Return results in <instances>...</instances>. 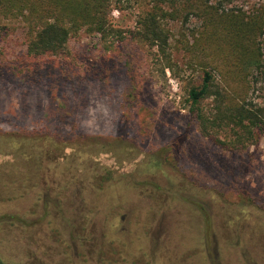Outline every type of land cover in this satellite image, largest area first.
I'll list each match as a JSON object with an SVG mask.
<instances>
[{
    "label": "rangeland",
    "instance_id": "rangeland-1",
    "mask_svg": "<svg viewBox=\"0 0 264 264\" xmlns=\"http://www.w3.org/2000/svg\"><path fill=\"white\" fill-rule=\"evenodd\" d=\"M2 3L5 264H264V138L222 148L186 101L204 70L238 89L232 13L250 19L264 0H130L111 15L124 38L82 30L38 57L27 52L28 22ZM156 5L166 58L131 33ZM263 87L248 98L264 103Z\"/></svg>",
    "mask_w": 264,
    "mask_h": 264
},
{
    "label": "trees",
    "instance_id": "trees-1",
    "mask_svg": "<svg viewBox=\"0 0 264 264\" xmlns=\"http://www.w3.org/2000/svg\"><path fill=\"white\" fill-rule=\"evenodd\" d=\"M4 1L9 3L4 5L12 17H22L28 22L27 52L35 57L63 52L68 40L82 30L105 39L112 35L124 38L123 31L114 27L111 15L114 9H124L130 3V0H0V4ZM165 16L164 8L158 5L140 12L136 30L131 33L158 48L166 58L170 36L162 22ZM232 16L229 34L234 43L240 44V48L234 46V82L239 90L223 88L213 72L204 70L201 82L188 88L186 101L201 133L233 151L256 143L257 132L264 138V103L248 98L251 90L264 84V47L257 42L264 33V11L259 10L250 19L239 13ZM204 35L212 37L214 33ZM167 67L171 68L170 62ZM208 99L210 111L204 106ZM222 131L228 132L225 138Z\"/></svg>",
    "mask_w": 264,
    "mask_h": 264
},
{
    "label": "flooded vegetation",
    "instance_id": "flooded-vegetation-1",
    "mask_svg": "<svg viewBox=\"0 0 264 264\" xmlns=\"http://www.w3.org/2000/svg\"><path fill=\"white\" fill-rule=\"evenodd\" d=\"M77 249H78V247H77V245L75 244L74 246H73V251H74V256L76 257V258H78V253H77ZM1 250H0V264H5V262H4V259H3V257H2V254H1ZM30 256H32V255H30Z\"/></svg>",
    "mask_w": 264,
    "mask_h": 264
}]
</instances>
